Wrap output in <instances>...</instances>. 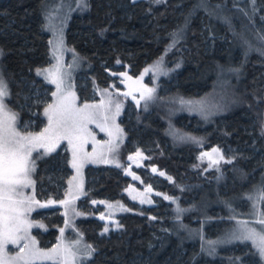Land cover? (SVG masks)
I'll return each mask as SVG.
<instances>
[{
	"label": "trees",
	"instance_id": "1",
	"mask_svg": "<svg viewBox=\"0 0 264 264\" xmlns=\"http://www.w3.org/2000/svg\"><path fill=\"white\" fill-rule=\"evenodd\" d=\"M84 1L66 30V41L81 61L73 81L78 99H88L117 73L136 76L160 62L165 72L157 90L138 106L131 103V111L124 108L120 122L126 138L118 156L124 158L126 148H142L148 162L172 177L148 173L147 181L177 196L186 210L176 215L162 196H155L151 206L131 202L123 192L131 178L123 169L87 167L81 209L93 211L94 199L108 197L123 199L131 211L121 214V228L108 234L99 233L102 224L95 214L79 218V230L95 250L80 264H260L247 243L235 242L209 255L201 241L187 237L186 229L201 224L204 236H214L233 222L238 208L248 207L247 199L242 201L245 193L264 184V0H202L205 7L198 6L200 0ZM45 2L0 0V79L7 85L3 99L17 114L18 129L27 124L38 130L45 123L46 103L39 91L51 86L37 73L49 47L42 28ZM215 7L222 18L210 12ZM245 29L256 42L246 55L237 40ZM227 69L235 73L222 79ZM219 80L226 84L217 86ZM225 92L237 104H227ZM185 99L206 101L210 109L215 105V114L192 113L181 105ZM212 145L224 150L225 160L208 168L196 154ZM33 161L35 196L61 197L71 173L68 150L58 147ZM56 209L33 212L45 224L35 229L43 247L60 232L63 214Z\"/></svg>",
	"mask_w": 264,
	"mask_h": 264
},
{
	"label": "rangeland",
	"instance_id": "2",
	"mask_svg": "<svg viewBox=\"0 0 264 264\" xmlns=\"http://www.w3.org/2000/svg\"><path fill=\"white\" fill-rule=\"evenodd\" d=\"M163 1L164 0H154L157 4ZM202 5L205 7L204 2L200 0L198 6ZM84 6V0H46L42 15V28L48 35L49 47L47 61L45 64L38 67L37 73L39 72V75L51 86V89L44 88L39 91V94L42 95L41 100L46 103L45 109L48 105L55 103L58 96L67 95L69 99H73L72 94H74L76 107H83L85 104L100 106L97 109H90V111L96 113V119L95 122L87 125L88 133H90V135H87V143L83 145L82 149V153H88L91 155L83 160L82 166L79 167L78 170L76 167H73L72 146L69 145L67 140H61L53 151L58 147H61L62 150H68L69 164L71 166V173L68 176L66 185L62 187V196L57 199H38L35 196V184L32 178L33 171L31 172L33 184L23 189L26 197L34 198L32 210L27 213L28 221L32 224V227L28 230L29 240L34 239L36 247L45 251L56 248L59 245L60 251L63 254L65 248H71L73 252L77 253L76 260L73 261L72 264H80V262L83 261L86 257L84 255L85 246L89 245L85 242L83 234L79 230V218L87 217L92 213L95 214L102 224L99 233L108 234L110 231L119 230L121 228L119 216L131 211L130 206L123 199L108 197L94 199L93 201L96 203H94L95 208L93 211L82 210L81 207L84 205L83 201L85 199L84 184L87 167L112 164L123 169V171L128 173L131 178V183L123 188V192L131 202H135L139 205L151 206L155 203V196H162L164 199L165 197H168L165 200L171 203L172 212L176 215L180 214L183 210H186L182 207L177 196L160 191L153 183L147 181L145 175L147 176L148 173L156 174L169 181L172 180V177L164 170L159 169L156 165L148 162L149 155H147L142 148L136 146L132 149L126 148L125 157L121 159L118 156V151L123 146L126 138L123 126L120 122V117L124 108L128 107V110L131 111V103L138 106L140 101L145 97L152 95V93L157 90V80L159 76L165 72V69L160 68V62L148 66L136 76H131L126 71L117 73L116 78L107 86L100 88L95 87L96 89L94 88L91 91V95L88 99H78L73 81L74 73L80 67L81 61L79 56L66 41V30L72 14L77 10L84 8ZM210 12H212L213 16L222 18L219 7L211 9ZM248 32L250 31L245 29L244 32L241 31L240 33H237V40L239 42L238 46L241 47L244 55L248 54L255 47L254 45L256 43L253 39L249 40ZM234 73L235 71L232 69L222 70L220 76L223 79L225 76L229 77L234 75ZM129 77L131 79H129ZM60 78H62L63 84L61 86V91L57 93V86L52 80ZM221 83H223V85L226 84L221 82V80L216 84L217 86H221ZM147 89H153L154 91L149 94L146 91ZM53 93H57V95H53ZM142 95L144 96L143 99L141 98ZM231 96V92L229 96L228 94L226 95V92L224 93V101L227 104L235 102L232 100ZM129 99L130 102L127 101ZM233 104L237 103L235 102ZM117 105H119L118 113ZM181 105L189 108L192 113L208 110L206 111L207 117H212L216 110L215 105L210 109V104L203 100L197 101L185 99L181 101ZM168 114H170V112ZM105 117H107L106 120ZM98 125H102L106 130H101V127ZM116 126L120 129L119 132H117ZM46 127H48L47 116L44 125L38 130L29 129L27 124H23L17 129L23 134H37L42 132ZM108 130H111V136H109ZM169 130L172 133H176V130L172 125H170ZM179 138L188 137L186 135H179ZM109 141H111V146H115L114 151H108L110 146L108 143ZM93 149H96V152H93ZM212 149H217L218 151L213 152ZM48 153L50 152H46L44 148H39L32 152L31 160L33 161L35 155H45ZM137 153L140 155H137ZM206 153L208 155H205ZM129 157H132L133 159H129ZM196 159L199 164L205 163L208 168L217 167L225 160V152L218 145H212L208 148L202 147L199 148L198 153L196 154ZM79 163L80 161L78 160V164ZM150 169L152 170L151 172H149ZM153 169H155V171H153ZM261 189H264L263 183H260L257 187H253L252 190L245 193V196L242 197V201H244L243 199H247L248 207L246 209L238 208V216L233 222L230 225L227 224L222 227L214 236H204L205 232L200 224L198 227L186 229L187 237L191 240L201 241L203 249L209 255H214L219 250H224L235 242H241V240L235 239L234 237L245 233L247 228L255 227L258 230L261 228V225L256 223V220L259 219L260 213L264 212V200L257 199ZM249 197H251V199ZM65 200L69 201V203H60ZM141 201H143V203ZM109 205H111V207H109ZM49 207H54L57 208L56 210L61 211L63 214V222L56 240L50 245L43 247L40 245L36 237L35 229H45V224L38 218H34L33 212L41 208ZM101 216H103L104 219H101ZM244 222H247V225ZM105 228L108 230L105 231ZM61 229H63V233L61 232ZM25 242L28 241H21L20 244L23 245ZM241 243H247L252 247L259 256L260 264H264V258L260 256L257 247L254 246L251 240ZM6 251L8 255L14 256L19 251V246L9 243ZM36 264H40V262L37 261ZM44 264H52V262L45 261ZM59 264H63V262L60 261Z\"/></svg>",
	"mask_w": 264,
	"mask_h": 264
},
{
	"label": "snow or ice",
	"instance_id": "3",
	"mask_svg": "<svg viewBox=\"0 0 264 264\" xmlns=\"http://www.w3.org/2000/svg\"><path fill=\"white\" fill-rule=\"evenodd\" d=\"M52 82L56 84L57 93H59L63 84L62 78L54 79ZM146 91L151 94L154 90L147 89ZM7 95V85L0 79V264H36L37 261L40 264H44L45 261H51L52 264H59L60 261L63 264H72L76 260L77 253L71 248H65L63 254L59 245L45 251L36 247L34 239L29 240L28 230L32 224L28 221L27 213L32 210L34 198L26 197L23 189L33 184L31 179V172L34 170V161L31 160L32 152L39 148L51 152L61 140H67L72 146L73 167L79 170L83 160L91 155L82 153L83 145L87 143L86 137L90 135L87 125L95 122L96 119V113L90 109H97L100 106L85 104L83 107H76L74 94H72L73 99H69L67 95L58 96L56 102L45 109L48 127L37 134H23L16 126L17 114L13 113L4 102L3 98ZM141 98L143 99L144 96L142 95ZM116 107L118 113L119 105ZM98 126L101 130H106L102 125ZM116 130L120 131L118 126ZM108 132L111 136V130ZM108 143L110 145L108 151H114L115 146H111V141ZM212 151L217 152L218 150L212 149ZM93 152H96V149H93ZM137 155L140 154L137 153ZM129 159L133 158L129 157ZM257 199L264 200V189H261ZM60 203L68 204L69 201L65 200ZM93 203L96 202L93 201ZM101 219L104 217L101 216ZM244 223L247 225V222ZM256 223L261 225L259 230L250 227L245 233L234 238L241 242L251 240L260 256L264 258V212L260 213ZM107 230L105 228V231ZM61 232L63 233V229ZM21 241L28 242L21 245ZM9 243L19 246V251L14 256L7 254L6 248ZM92 251L95 250L90 245H86L84 255L91 256Z\"/></svg>",
	"mask_w": 264,
	"mask_h": 264
}]
</instances>
